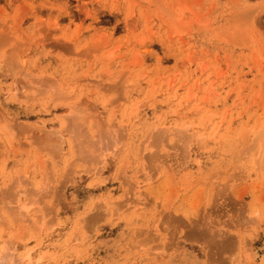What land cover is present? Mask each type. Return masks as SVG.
Listing matches in <instances>:
<instances>
[{
  "label": "rangeland",
  "instance_id": "374dc122",
  "mask_svg": "<svg viewBox=\"0 0 264 264\" xmlns=\"http://www.w3.org/2000/svg\"><path fill=\"white\" fill-rule=\"evenodd\" d=\"M263 218L264 0H0V264H264Z\"/></svg>",
  "mask_w": 264,
  "mask_h": 264
},
{
  "label": "bare ground",
  "instance_id": "6f19581e",
  "mask_svg": "<svg viewBox=\"0 0 264 264\" xmlns=\"http://www.w3.org/2000/svg\"><path fill=\"white\" fill-rule=\"evenodd\" d=\"M156 141H158V140H156ZM264 219V218H263ZM263 219H261L262 221H263ZM262 223V222H261ZM263 224V223H262ZM222 240V239H221ZM263 242V241H262ZM251 249V248H250ZM249 254V253H248ZM254 255V254H253ZM252 256V255H251Z\"/></svg>",
  "mask_w": 264,
  "mask_h": 264
}]
</instances>
